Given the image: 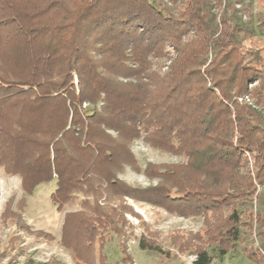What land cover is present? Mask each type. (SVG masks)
I'll list each match as a JSON object with an SVG mask.
<instances>
[{
  "label": "trees",
  "instance_id": "obj_1",
  "mask_svg": "<svg viewBox=\"0 0 264 264\" xmlns=\"http://www.w3.org/2000/svg\"><path fill=\"white\" fill-rule=\"evenodd\" d=\"M224 1L0 0V167L30 194L54 178L58 210L74 190L92 195L61 226L83 263L106 264L127 197L202 217L171 238L192 264L239 245L264 264V0ZM135 139L183 161L147 163L157 183L129 184L118 175L140 169ZM138 246L170 255L143 234Z\"/></svg>",
  "mask_w": 264,
  "mask_h": 264
},
{
  "label": "rangeland",
  "instance_id": "obj_2",
  "mask_svg": "<svg viewBox=\"0 0 264 264\" xmlns=\"http://www.w3.org/2000/svg\"><path fill=\"white\" fill-rule=\"evenodd\" d=\"M248 1L242 0L241 3H236V6L243 8ZM252 5L255 6V3ZM242 18L246 19L245 16ZM84 104L86 102L82 106H85ZM109 133L114 135L110 131ZM130 149L140 169L125 167L118 177L133 185L146 186L149 183H157V179H149L143 175L142 170L147 163L169 164L183 161L181 156L150 147L142 139L132 141ZM54 188L55 179L52 178L49 182L37 184L31 194L26 193L22 189L21 177L18 174H5L0 167V254H3L2 257L0 255V264H7L9 259L15 264H26L27 259L36 262L48 261L52 264H85L70 248L61 244V226L66 212L84 210L81 201L87 199L90 202L93 197L90 193L74 190L71 194L73 198L58 210L50 198ZM99 200L100 205H107L103 197ZM123 202L131 207L133 212L124 213L128 223L123 228L122 236L114 232L105 234L101 250L105 254L106 264H192L195 256L179 253L172 245L171 238L180 234L185 236L187 232L200 231L203 228L202 217L178 216L145 201L127 197H124ZM109 204L118 205L119 200H113ZM15 214L21 217L29 231H20L15 224ZM45 234L51 237L47 238ZM141 234L153 238L161 249L168 250L170 255L151 253L139 248L138 238ZM254 241V247L258 248V242ZM243 247L249 249L248 245H239L222 258H214L211 264H261L247 257V250H243ZM99 250V244L96 243L95 259ZM259 250L264 252V248ZM210 252L214 254L213 250ZM127 254L130 258H127Z\"/></svg>",
  "mask_w": 264,
  "mask_h": 264
},
{
  "label": "built area",
  "instance_id": "obj_3",
  "mask_svg": "<svg viewBox=\"0 0 264 264\" xmlns=\"http://www.w3.org/2000/svg\"><path fill=\"white\" fill-rule=\"evenodd\" d=\"M84 105H86V104H84Z\"/></svg>",
  "mask_w": 264,
  "mask_h": 264
}]
</instances>
